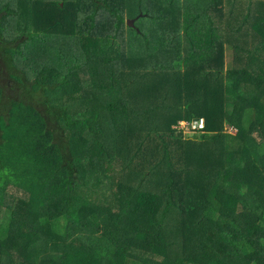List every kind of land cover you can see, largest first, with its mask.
<instances>
[{"label": "trees", "instance_id": "trees-1", "mask_svg": "<svg viewBox=\"0 0 264 264\" xmlns=\"http://www.w3.org/2000/svg\"><path fill=\"white\" fill-rule=\"evenodd\" d=\"M132 1L0 0V264H264V0Z\"/></svg>", "mask_w": 264, "mask_h": 264}, {"label": "rangeland", "instance_id": "rangeland-1", "mask_svg": "<svg viewBox=\"0 0 264 264\" xmlns=\"http://www.w3.org/2000/svg\"><path fill=\"white\" fill-rule=\"evenodd\" d=\"M202 1L196 0V2H199V5L201 8L204 6V3ZM121 6L124 8L125 16H127V23L129 22V20H133L134 19L133 16H135L137 14V12H133L131 10V8L133 6V1L132 0H121ZM156 21H159V20L156 18ZM137 24L142 30L147 31L153 35H155L157 31H159V25L151 26V24H148V21L146 18H142L141 20L138 21ZM130 31H132V30H130ZM135 52L138 53L136 50H135ZM233 131L235 132V130H233ZM189 134L193 135L192 132H189Z\"/></svg>", "mask_w": 264, "mask_h": 264}, {"label": "built area", "instance_id": "built-area-1", "mask_svg": "<svg viewBox=\"0 0 264 264\" xmlns=\"http://www.w3.org/2000/svg\"><path fill=\"white\" fill-rule=\"evenodd\" d=\"M181 127L185 130L192 132V130H199L205 127V119L189 121H181Z\"/></svg>", "mask_w": 264, "mask_h": 264}, {"label": "water", "instance_id": "water-1", "mask_svg": "<svg viewBox=\"0 0 264 264\" xmlns=\"http://www.w3.org/2000/svg\"><path fill=\"white\" fill-rule=\"evenodd\" d=\"M130 25H134V19L133 20H129V22H128Z\"/></svg>", "mask_w": 264, "mask_h": 264}]
</instances>
